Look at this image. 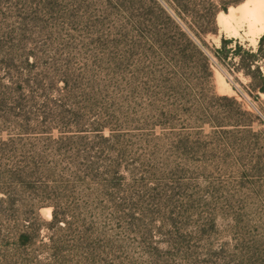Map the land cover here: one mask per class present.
I'll return each mask as SVG.
<instances>
[{
  "label": "rangeland",
  "instance_id": "rangeland-1",
  "mask_svg": "<svg viewBox=\"0 0 264 264\" xmlns=\"http://www.w3.org/2000/svg\"><path fill=\"white\" fill-rule=\"evenodd\" d=\"M174 2L0 0V127L81 130L101 160L56 192L50 233L0 228V264H264V0Z\"/></svg>",
  "mask_w": 264,
  "mask_h": 264
},
{
  "label": "trees",
  "instance_id": "trees-1",
  "mask_svg": "<svg viewBox=\"0 0 264 264\" xmlns=\"http://www.w3.org/2000/svg\"><path fill=\"white\" fill-rule=\"evenodd\" d=\"M174 1L172 0L173 3ZM172 10L175 16L168 12L167 14L176 22L180 12L176 8ZM223 11L226 12L225 9ZM216 12L217 10L211 6L200 17L213 24ZM189 38L191 39L190 36ZM192 42L195 44L194 40ZM221 42L223 43L224 40ZM204 55L209 61L208 56L205 53ZM250 55L252 57L250 66L257 70L255 62L259 58H264V35L258 39L257 51ZM258 89L264 92V86ZM26 120H28L27 117L24 118V121ZM4 131L5 137H0V228H6L7 237L12 239L16 248L27 247L42 237L43 229L50 233L57 222H64L63 217L56 215L54 207L56 192L59 188L65 189L64 182L68 178L76 181H83L87 177L97 178L99 176L98 162L101 160L100 156H97L96 161L87 159V154L94 145L90 148L86 144H75V147L69 141L70 138L84 141L86 136L81 130L72 131V137H61L54 141L50 140L51 129L46 126L42 128L29 127L25 124L12 128L1 126L0 134ZM96 131L97 135H100L101 130ZM98 138L107 140L101 135ZM77 147L82 149L80 161L74 157L64 160L52 158L53 155L59 156V154L76 156L80 154L79 151L72 152V150ZM96 153L102 155L100 151ZM118 167L117 164L114 165L110 173L119 176ZM42 206L53 207L51 219L48 222H43L39 217L38 209ZM48 239L52 240V237Z\"/></svg>",
  "mask_w": 264,
  "mask_h": 264
},
{
  "label": "bare ground",
  "instance_id": "bare-ground-1",
  "mask_svg": "<svg viewBox=\"0 0 264 264\" xmlns=\"http://www.w3.org/2000/svg\"><path fill=\"white\" fill-rule=\"evenodd\" d=\"M251 1H252V0H251ZM252 5H253L252 7H249V8L247 9V13H248L250 16L254 17V16H256L257 13H258V5L255 3V1H254V3H253ZM244 11H245V10H243V12H244ZM238 14H239V13H238ZM234 16H235L234 11H233V10H229V11H227V13H219V14H217V19H218L220 22H225V21H227V20L232 19ZM237 16H238V15H237ZM254 21H256V20H254ZM256 25H257V24H256ZM257 33H258V36L255 37V38L253 39L254 44L257 42V38L259 37V35H260V34H264V23L258 25Z\"/></svg>",
  "mask_w": 264,
  "mask_h": 264
}]
</instances>
